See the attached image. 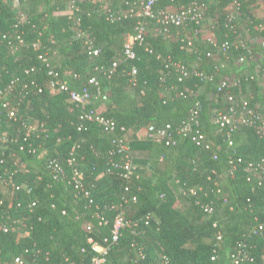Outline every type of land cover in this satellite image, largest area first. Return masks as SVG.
<instances>
[{"label":"trees","instance_id":"obj_1","mask_svg":"<svg viewBox=\"0 0 264 264\" xmlns=\"http://www.w3.org/2000/svg\"><path fill=\"white\" fill-rule=\"evenodd\" d=\"M27 1L29 9L41 5L45 8L28 12V20L21 23L8 0H0V35L9 37L0 42V87L12 84L17 115L14 120L0 114V134L6 132L8 139L25 145L20 151L17 142L8 141L11 153L20 157L27 169L18 171L14 180L33 186L31 198L35 204L28 207L24 191L11 194L0 190V219L21 218L27 233L16 239L10 232L0 230V264H16V256L22 257L23 264H89L93 251L88 239L101 243L110 235L117 214L129 222L120 228L119 238L103 264H226L229 253L239 245L249 256L241 264H264V230L261 234L251 233L254 225L264 223V184L258 185L255 172L248 174L241 168L228 172L224 130L213 123L214 115L233 103L229 96L237 104L247 98L248 91L254 94L250 105L259 102L256 109L264 113V18L257 22L248 13L255 0H197L202 7L200 24L169 26L167 33L161 26L162 34H146L153 53L137 47L136 58L131 61H124L123 46L127 36L135 32L139 19L129 10L139 9L141 0H103L108 11H99L102 8L94 0H82V34L99 49L97 55H90L84 39L69 30L75 17L54 14L73 6L75 0ZM190 1L174 0L179 5ZM233 1L240 7L231 17L225 12ZM169 3L170 0H156L154 10L164 9ZM118 5L127 9L126 15L116 12ZM246 18L251 21L246 47L234 49L231 38L239 31V19L245 23ZM204 24L213 29L212 40L199 32L195 34ZM18 34L25 42L22 52L18 49L22 47L18 46ZM189 39L191 45L187 46ZM35 42L37 46L33 47ZM225 42L230 44L226 55L221 52ZM248 49L259 58V72L217 91L218 82L230 71L243 72L246 61L239 62L236 50L247 54ZM209 51L211 56L207 55ZM44 52L47 62L39 58ZM164 57L181 61L189 70L202 72L203 77L192 74L178 81L173 70L167 73L164 68ZM113 62H117L114 72H98L100 67L107 70ZM132 67L137 70L134 85L128 74ZM50 68L76 89L89 77L98 76L107 92L103 98L91 99L89 105L124 126L132 150L148 151L150 169L135 164L134 176L123 178L119 170L110 167L108 151L112 145L107 131L94 123H86L79 130L78 111L65 94L47 88L42 92L32 89V93L24 89L27 84L29 91V81L33 79L41 84ZM247 69L251 71L252 67ZM197 101L201 105L198 128L211 141L210 151L200 150L189 137L178 138L174 145L150 139L146 131L137 137L135 132L146 130L150 124L179 126ZM25 121L44 123L30 141L34 153L27 152V142H22ZM232 138L244 159L264 157V135L256 128L240 124ZM213 153L218 154L217 160L212 158ZM5 154L12 169L8 151ZM69 157L80 163L85 188L93 198L90 205L68 182ZM48 159L59 162L67 177L52 179L45 167ZM3 170L0 166V172ZM16 200L22 201V206L9 208L8 204ZM202 202L214 207L211 216L200 208Z\"/></svg>","mask_w":264,"mask_h":264},{"label":"built area","instance_id":"obj_2","mask_svg":"<svg viewBox=\"0 0 264 264\" xmlns=\"http://www.w3.org/2000/svg\"><path fill=\"white\" fill-rule=\"evenodd\" d=\"M174 1V0H170ZM156 0H141L139 9H130V13L135 12V15L139 18L136 24L135 32L127 36V39L123 46L124 61H131L136 58V48H143L147 53H153L152 47L146 42V29L149 21L156 22L163 27L164 32L169 31V26L175 27H184L188 22H194L195 24H200L202 20V7L197 0H192L188 4H181L173 12H169L168 9H157L154 10ZM236 10H239V3L233 1ZM112 16V15H111ZM232 17V16H231ZM76 23H80V18H77ZM198 30L195 31V34ZM7 34L0 35V42L2 40L8 39ZM19 45H24V39L21 34L16 36ZM38 42L33 43V47L37 46ZM84 43L88 49L90 55H97L99 49L93 47L92 42L89 39L84 40ZM187 46L191 45V40L187 42ZM229 43L225 42L221 46V52L227 54L229 51ZM264 46V43L262 42ZM246 47V45L242 46ZM47 53L44 52L39 55V58L47 62L48 57ZM208 56H211V52H207ZM160 56L158 55L157 58ZM245 58L240 57L239 62H244ZM164 68L173 70L178 81H183L186 77L190 75H195L196 77H203L202 72L196 71L194 69L189 70L184 63L178 60H174L171 57L163 58ZM48 65V63H47ZM117 69V62H113L111 66L106 70L103 67L98 69L103 75L110 74ZM33 70V69H31ZM136 68L132 67L129 71L130 81L134 85L136 83ZM28 73V71H25ZM68 74L70 72H67ZM240 81L230 83L227 78H223L218 82L217 91L222 90L225 87L230 85H236ZM29 91L27 89V84H24V89L29 93L32 89L36 92H42L43 89L47 88L53 92H61L66 95L67 99L75 104V107L78 111L79 119L81 120L78 124V129L84 128L86 123H94L98 126H101L105 131L110 134V140L112 147L109 149L108 154L110 156V167L115 170H119L120 174L125 179H130L135 174V165L134 159L132 156V151L130 144L125 137V128L124 126H118L116 122L105 115L98 112L94 107L90 106L91 99H100L104 97V92H107L102 88L100 80L97 75H93L88 78L87 82L82 85L81 88L76 89L71 87L68 81L62 77V75L55 69L50 68L48 71L47 78L41 83L38 84L34 79L29 81ZM31 89V90H30ZM13 86L9 84L6 87H0V114H5L6 117L17 119L16 115V105L13 104V100L16 97L13 94ZM25 91V95L27 92ZM20 95V93H18ZM230 101H233L231 105L226 108L219 110L213 117V123L219 128L224 130L223 143L228 151V161H229V173H234L238 169H242L245 173L251 174L255 172L257 175L258 185L264 184V157L259 160H246L241 155L238 154L236 149L237 145L233 141L232 133L237 129V126L243 124L245 126H252L256 128L257 133L264 135V113L257 110L255 107L251 106L249 100L243 99L237 104H234V97L229 96ZM20 100L17 101V104ZM201 105L197 101L194 104V107L189 111L187 120L181 122L179 126H172L170 123H166L161 126H156L150 124L146 128V135L148 138L153 139L157 142H162L165 145H174L178 138L189 137L190 140L194 143L196 147L200 150L210 151L213 146L211 141H208L205 138V135L200 132L198 128V114L200 111ZM24 127V137L22 142H27V152L34 153L35 148L32 146L30 141L34 139L36 131L39 128H44L43 122H28L25 121L23 124ZM6 132L0 134V166L5 168L7 172V183L11 188V194H15L18 191H24L27 195L28 207L32 208L35 204V199L31 198L34 190L33 186L26 183H17L14 178L17 175L18 171H27L26 167L22 168V159L15 156L11 153L9 149V141ZM17 142V140H10V142ZM18 143V150L23 151L24 144L21 142ZM8 151V157H11V163L13 165L12 169H8L6 166L8 164V159L5 152ZM82 158V157H81ZM212 158L217 160L218 154L213 153ZM70 177L68 182H71L75 189H77L80 195L87 199V205L93 203V198L90 195V191L85 188L84 178L79 168V162L75 160V157H69L67 160ZM25 165V164H24ZM46 169L49 170L52 179L64 178L67 177L65 170L62 165L53 160L48 159L45 164ZM195 189L191 190V193H194ZM132 200H136L135 196L131 197ZM3 204V200L0 199V205ZM22 206V201L16 200L15 202H10L8 204L9 208L18 209ZM200 208L204 213L211 216L214 212V207L207 202L200 203ZM97 218H100L102 222V217L98 213H95ZM149 215L145 216L147 220ZM127 220H125L122 214H117L114 218L113 226L110 232V235L104 237L101 243H96L92 238L88 239V242L91 245V250L93 251V256L89 264H103L106 260V255L110 250V247L114 242H116L120 235V228L124 225H128ZM13 223H16L15 218L7 216L5 220L0 219V230L4 233L10 232V227ZM215 225V224H214ZM87 229H90L88 226ZM264 230V223H257L251 229L252 234H261ZM221 235L218 233L217 238L220 239ZM249 257L247 253L243 250V245L236 247L234 251L229 253L228 262L226 264H241V262ZM16 264H23V259L21 256H16L14 258Z\"/></svg>","mask_w":264,"mask_h":264},{"label":"rangeland","instance_id":"obj_3","mask_svg":"<svg viewBox=\"0 0 264 264\" xmlns=\"http://www.w3.org/2000/svg\"><path fill=\"white\" fill-rule=\"evenodd\" d=\"M8 2L11 4V7L15 10L16 15L19 18V21L22 22H26L28 20V12L32 13V11L39 12V10H43L45 8V5H41V6H36V7H31V9H29L30 3H28L27 0H8ZM82 2V0H75V3L73 6H67L61 10L55 11L54 14L55 15H60V14H70L72 17H75L74 19L76 20L77 18H80L81 14V9H80V3ZM94 2L99 3L100 7L102 9H99V11H103V10H107L106 7V3L103 0H94ZM171 3L168 4V6L166 7V9H168L169 12H173L174 10H176V8L178 6H180L179 4H176L174 1H170ZM126 10L127 9H123L122 6L118 5L116 8V12H119L121 15H126ZM114 12V11H112ZM227 12V11H226ZM225 12V13H226ZM69 30H71V32H73V36L75 37H81L84 40L88 39L86 36H84L82 33V29H81V23H76V21L73 22V24L70 26ZM183 29L181 31L180 35H183ZM198 32L200 33V36L205 37V38H214V32L213 29L211 28V26H209L208 24H204L201 25V28L198 29ZM162 34V30H161V26L159 24H157L156 22H148L147 25V29H146V34L147 36L149 34ZM179 35V33L177 34ZM249 38V37H248ZM248 38L244 37V41L248 40ZM90 39V38H89ZM183 40V39H182ZM18 46H22V45H18ZM18 49H21L20 51H24L25 47H19ZM100 102V101H99ZM99 102H97L99 104ZM71 104V103H69ZM132 151V150H131ZM143 154L141 151H132L133 157L135 158H140L139 154ZM203 157V156H201ZM9 164V163H8ZM7 164V168L9 169L10 164ZM134 165H135V161H134ZM24 164L22 163V168H24ZM6 171L5 168L3 170V172H0V190L4 191V192H9L11 191V188L9 186V184L7 183V175H6ZM40 179V178H39ZM10 233L13 234L15 236L16 239L22 238V236L27 235V233L24 230V224L22 222V219H16V223H13L10 227Z\"/></svg>","mask_w":264,"mask_h":264},{"label":"crops","instance_id":"obj_4","mask_svg":"<svg viewBox=\"0 0 264 264\" xmlns=\"http://www.w3.org/2000/svg\"><path fill=\"white\" fill-rule=\"evenodd\" d=\"M226 11H227L226 14H229L231 16H233L232 14H234V16H236L238 13L236 11L233 3H232V5L230 4L229 6L226 7ZM248 13H249L250 17L252 19H255L257 22L259 20H262L264 18V0H255L250 5V7L248 9ZM239 20H240V22H238L239 31L237 34L234 35V37L231 38V40H232L231 43L233 44L234 49H238L240 46L242 47V46L246 45V43L244 41L245 34H246L247 38L250 36L248 34L250 29H251L249 26V23L251 24L250 18H246L244 20L245 23L243 22V20H241V19H239ZM197 34H198V31H197ZM203 38H205V37H203ZM208 39L212 40V38H208ZM253 41H256V40L253 39ZM261 41L264 43V39L261 38ZM256 42H258V40ZM236 51L238 52L236 58L239 60L240 57H244L245 61L246 62L248 61V63L246 64V62H245L243 64V68H245L243 70V72L235 74V73H233V71H230L228 74L225 75L224 78H227L230 83L237 82V80H239L241 83L243 80L251 79L253 75H255L259 72V64L257 63V62H259V61H257V59H259V58L253 55L251 49L247 50V54L243 50L242 51L236 50ZM236 64H237V61H236ZM248 64H251L250 65L252 67L251 71L247 69V68H250V66ZM247 65L249 67H247ZM246 96H247V98H244V99H247L250 101L254 97V94H252L251 91H248V92H246ZM99 103H100L99 105H101V102H99ZM259 105H260L259 102H254V104L252 106L255 108H258ZM145 131L146 130L144 128H140L135 133H136L137 137L140 138L141 136H143L145 134ZM132 151H134V152L141 151L143 153V154H141V153L139 154L140 158H138V157L134 158L135 164L139 165V166H142L140 164H143L144 168L150 169L149 161H147L148 156H149L148 151L144 150V149L143 150H134L133 149Z\"/></svg>","mask_w":264,"mask_h":264}]
</instances>
